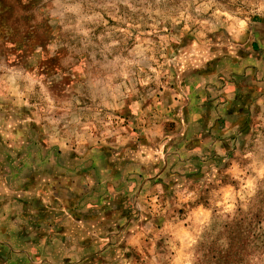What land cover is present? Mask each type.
Instances as JSON below:
<instances>
[{
  "label": "rangeland",
  "instance_id": "374dc122",
  "mask_svg": "<svg viewBox=\"0 0 264 264\" xmlns=\"http://www.w3.org/2000/svg\"><path fill=\"white\" fill-rule=\"evenodd\" d=\"M0 264H264V0H0Z\"/></svg>",
  "mask_w": 264,
  "mask_h": 264
}]
</instances>
